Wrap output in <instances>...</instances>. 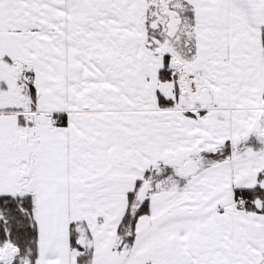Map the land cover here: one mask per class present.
I'll return each instance as SVG.
<instances>
[{"label":"snow or ice","instance_id":"6c2138e0","mask_svg":"<svg viewBox=\"0 0 264 264\" xmlns=\"http://www.w3.org/2000/svg\"><path fill=\"white\" fill-rule=\"evenodd\" d=\"M0 264H264V0H0Z\"/></svg>","mask_w":264,"mask_h":264}]
</instances>
